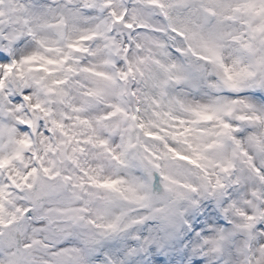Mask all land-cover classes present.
<instances>
[{
    "label": "clouds",
    "instance_id": "clouds-1",
    "mask_svg": "<svg viewBox=\"0 0 264 264\" xmlns=\"http://www.w3.org/2000/svg\"><path fill=\"white\" fill-rule=\"evenodd\" d=\"M28 3L37 13L28 18L31 34L29 24L16 21L23 7L19 0H0V50L8 52L9 62L34 53L59 58L55 49L67 52L93 27L86 16L88 0ZM152 40L164 47L154 48L159 63H152L148 78L121 80L118 73L126 65L116 53L108 55L102 38L88 41V52L72 53L70 62L78 71L66 83H56L63 79L62 66L52 73L28 65L23 73L0 70V128L13 131L11 139L0 137V158L13 155L15 141H30L20 159L0 169V185L9 187V176L17 172L25 175L34 167L39 172L29 181L31 188L12 186L4 201L5 219L17 208H29L32 215L17 214L10 226H0V264H146L149 249L167 252L174 264H264V157L253 154L250 162L233 157L225 146L206 149L205 158L192 164L169 151L192 154L163 131L172 122L166 113L189 118L176 101L208 102L226 97L229 90L209 87L214 69L187 49L176 54L179 42L166 33H152L140 42ZM223 54L228 61L233 57L230 41L224 42ZM131 55L147 52L133 47ZM170 64L184 71H165ZM102 81L106 87L96 94ZM26 91L31 99H23ZM16 96L20 103L12 99ZM24 121H31L27 132L21 131ZM99 140H107L123 163L107 155ZM129 140L134 147H125ZM228 160L232 167L225 171ZM42 165L59 176L50 179L40 171ZM97 171L101 179L122 181V192L90 185L88 176ZM114 222L115 230L107 227ZM45 243L54 247L46 249ZM65 249L72 250L70 261L53 257Z\"/></svg>",
    "mask_w": 264,
    "mask_h": 264
},
{
    "label": "snow or ice",
    "instance_id": "snow-or-ice-1",
    "mask_svg": "<svg viewBox=\"0 0 264 264\" xmlns=\"http://www.w3.org/2000/svg\"><path fill=\"white\" fill-rule=\"evenodd\" d=\"M19 3L23 7L16 21L21 25L29 24L31 34L28 18L35 19L37 13L33 11L28 0H19ZM86 7V16L93 27L70 43L67 52L63 49H55L61 53L59 58L54 59L34 53L18 62H9L11 57L8 52L0 50V70L7 75L19 68L23 73V66L28 65L30 69L38 67L52 73L58 70L55 66H62L63 79L56 83H66L70 76L78 71L70 62L75 59L72 53H86L89 51L85 46L88 41L102 38L108 55L116 53L120 56V63L126 65V68L118 73L121 80L148 78L151 75L152 63H159L154 48H163L164 45L158 40H152L150 44L140 41L147 40L152 33H166L169 39L179 42L180 46L175 48L176 54H181L187 49L204 64L214 69L215 76L209 87L216 89L225 87L229 90L226 97H218L208 102L176 101L189 114V118H177L171 113H166L172 122L166 124L163 131L171 134L173 139L183 142L192 150V154L185 155L171 147L169 151L192 164H198L205 158L206 149H224L225 146L231 148L233 157L241 156L249 159L250 162H253L251 161L253 154L264 157V0H88ZM65 12L70 17L74 15L73 12L67 10ZM2 17L3 13L0 12V18ZM226 40L231 42L234 52L230 61L225 60L223 54ZM133 47L143 48L147 55L133 57L131 55ZM38 61L43 63L37 65L35 62ZM108 62L105 60V63ZM164 67L165 71H184L175 64ZM196 70L201 69L197 67ZM85 71L93 70L85 69ZM96 75L104 77L105 81L115 80V77L106 73H96ZM158 86L163 90V83ZM105 87L103 81L99 82L95 90L96 94L102 92ZM12 99L15 103H20L22 98L16 96ZM23 99H31L27 91ZM35 107L38 108L40 105L37 104ZM115 110L120 112L121 108L117 106ZM156 115L160 114L156 113ZM29 124L31 121L22 122L21 131L27 132ZM56 126L61 127L59 124ZM5 135L11 139L13 131L0 128V137ZM15 143L17 147L13 155L0 158V169L7 168L13 159H20L23 149L28 147L30 141L25 137ZM98 143L104 147L107 155L123 163L121 156L108 146L107 140H99ZM125 147L131 148L134 144L129 140ZM231 167L232 161L228 160L224 170L227 171ZM40 171L50 179L59 176L58 172L53 174L51 169L44 165L41 166ZM38 175L39 172L34 167L25 175L17 172L14 177L9 176V187L0 185V226H10L16 221L17 214L29 217L32 215V210L29 208H17L9 219H5L3 207L4 201L9 198L10 187L20 188L23 185L31 188L32 184L29 181L37 178ZM63 179L72 181L74 177L64 176ZM75 179H81L80 186H83L82 178ZM88 183L100 191L122 192L120 188L122 181L116 178L101 179L98 171L88 176ZM98 194L99 192L95 193ZM79 211H87V209ZM116 226L115 222L107 225L113 230ZM53 247V244L45 243L46 249ZM71 251L65 249L59 253L53 252V257L67 256L70 261ZM149 251L152 255L149 256L146 264H174L169 260L167 252H157L156 249ZM97 259L100 257L97 256ZM57 264H65V262L58 261ZM193 264L196 262L194 261Z\"/></svg>",
    "mask_w": 264,
    "mask_h": 264
}]
</instances>
